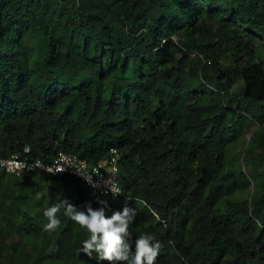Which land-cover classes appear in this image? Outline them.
Returning a JSON list of instances; mask_svg holds the SVG:
<instances>
[{
	"label": "trees",
	"instance_id": "trees-1",
	"mask_svg": "<svg viewBox=\"0 0 264 264\" xmlns=\"http://www.w3.org/2000/svg\"><path fill=\"white\" fill-rule=\"evenodd\" d=\"M250 119L264 120V0H0V155L98 165L115 147L122 189L0 169V264H107L79 252L88 232L63 210L43 230L30 181L45 208L135 209L127 239L159 240L156 264H264V129L248 174L226 166Z\"/></svg>",
	"mask_w": 264,
	"mask_h": 264
},
{
	"label": "clouds",
	"instance_id": "clouds-1",
	"mask_svg": "<svg viewBox=\"0 0 264 264\" xmlns=\"http://www.w3.org/2000/svg\"><path fill=\"white\" fill-rule=\"evenodd\" d=\"M0 169L3 170L6 174H9L4 169ZM63 170L64 169L61 168L58 171ZM78 172L82 174L89 183H92L90 174L82 173L79 170ZM86 191L88 193L87 188ZM111 192L115 195L119 193V190H113V188L111 187ZM96 196L108 195H95L91 197ZM99 203L104 204L105 202L99 201ZM62 210L64 216L70 218L73 222L78 224L81 228L86 229L88 232V237L81 242L82 247L79 249V252H83L90 258L93 257V254H95V258L97 259V261H105L107 262V264H156V261L163 247L162 243L159 240H156L155 237L151 234L141 233L136 237L133 248L127 239L129 237V226L136 215L135 209L124 207L121 211H113L112 214L108 216L105 214V210L103 207L93 209V207L89 203L85 205V210H81L76 205L69 202L67 199H62L59 202H56L44 208L42 215L46 219V223H44L42 227L45 232H53L60 226L61 221L59 219V214Z\"/></svg>",
	"mask_w": 264,
	"mask_h": 264
},
{
	"label": "built area",
	"instance_id": "built-area-1",
	"mask_svg": "<svg viewBox=\"0 0 264 264\" xmlns=\"http://www.w3.org/2000/svg\"><path fill=\"white\" fill-rule=\"evenodd\" d=\"M24 154L29 152L28 148L22 151ZM120 152L116 148H111L107 159L99 165H89L88 162L72 152L59 150L51 161L47 162L40 158L29 159L22 157L20 152L12 153L7 156L0 155V168L7 173L21 176L30 172H43L50 175L71 174L86 186L89 195H111L121 194L122 189L118 181ZM63 168V171H58ZM82 173L90 174L92 183H89ZM58 171V172H57ZM96 185V186H93ZM113 190L119 193L113 194Z\"/></svg>",
	"mask_w": 264,
	"mask_h": 264
},
{
	"label": "rangeland",
	"instance_id": "rangeland-1",
	"mask_svg": "<svg viewBox=\"0 0 264 264\" xmlns=\"http://www.w3.org/2000/svg\"><path fill=\"white\" fill-rule=\"evenodd\" d=\"M176 39V37H175ZM229 59H223L221 58L219 64H227ZM200 81L199 77L195 78L194 83L198 84ZM208 92L215 91L213 86L207 85ZM264 129V120L262 124L257 123L255 120L250 119V122L247 124H244L240 132L237 136L232 137L229 139L227 146H226V166L231 168H240L245 173H249V163L250 161L245 159L244 152L246 150V147L248 146L249 140L251 138V135L254 131ZM25 185L26 182H23ZM27 192L32 194V198L37 202L34 204V211L36 213H42L45 206H46V200H47V192H46V185L43 183H35L34 181H30L26 184ZM36 190L32 193V190ZM254 188L253 183H250V186L248 187V190H241L237 194L234 195L233 198H243L245 197L248 192L250 193ZM32 202V201H31Z\"/></svg>",
	"mask_w": 264,
	"mask_h": 264
}]
</instances>
